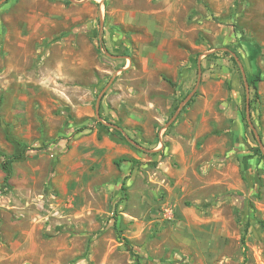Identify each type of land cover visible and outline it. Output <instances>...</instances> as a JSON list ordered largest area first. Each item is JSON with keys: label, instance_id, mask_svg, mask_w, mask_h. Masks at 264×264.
<instances>
[{"label": "rangeland", "instance_id": "1", "mask_svg": "<svg viewBox=\"0 0 264 264\" xmlns=\"http://www.w3.org/2000/svg\"><path fill=\"white\" fill-rule=\"evenodd\" d=\"M0 1V264H264V0Z\"/></svg>", "mask_w": 264, "mask_h": 264}, {"label": "water", "instance_id": "2", "mask_svg": "<svg viewBox=\"0 0 264 264\" xmlns=\"http://www.w3.org/2000/svg\"><path fill=\"white\" fill-rule=\"evenodd\" d=\"M72 1H74V0H72ZM2 3V1H0V4ZM219 49H223V50H226V51H230L231 53H232V55L237 59V61H238V63H239V65L241 66V69H242V71H243V74H244V79H245V84H246V86H247V99H248V107H249V88H248V82H247V76H246V73H245V71H244V68H243V66H242V64H241V62H240V60H239V58L237 57V55L234 53V52H232L231 50H229L228 48H226V47H224V48H218V49H215V50H219ZM201 65V63H200V61H199V66ZM200 81H201V71L199 72V77H198V81H197V85L195 86V88L193 89V91L187 96V98L181 103V105H180V107H179V109H178V111H177V113L173 116V118H172V120L169 122V123H171V122H173L175 119H176V117H177V115L180 113V111L183 109V107L187 104V102L193 97V95L195 94V92L197 91V89H198V86H199V83H200ZM101 97H102V93L99 95V97H98V103H97V115H98V118L101 120V117H100V115H99V107H100V100H101ZM249 111V110H248ZM249 114H248V118H249ZM105 124L107 125V126H110V127H114V128H116V129H119V130H121L123 133H124V135L126 136V138L128 139V141H130L133 145H135L136 147H138V148H140V149H143V150H147L145 147H143L142 145H140L138 142H136V141H134L127 133H125V131L120 127V126H118V125H116V124H113V123H110V122H105ZM251 125V128L253 129V131L256 133V129H255V126L251 123L250 124ZM257 137H259L258 135H257Z\"/></svg>", "mask_w": 264, "mask_h": 264}, {"label": "trees", "instance_id": "3", "mask_svg": "<svg viewBox=\"0 0 264 264\" xmlns=\"http://www.w3.org/2000/svg\"><path fill=\"white\" fill-rule=\"evenodd\" d=\"M67 1H69V0H67ZM260 80H261V78H260V75L259 74H257L254 78L249 79L250 85L253 86V88L255 89L256 95H258L257 82L260 81ZM191 101H192V99H191ZM189 104H190V102H188L186 105H189ZM79 130H82V128H80ZM117 132L119 134H121V131L117 130ZM259 152H261V150H259ZM2 156L5 157L4 161L2 162V165H3V168H4L5 172L7 173L6 176H5V182H8V180H9L11 174H12L11 163L15 159L19 158V156L18 155H15V156H7L5 154H2ZM123 162H131L132 164H134L137 161L135 159H132V158H129V157H120V158L115 159V164L117 166H119V167H121V165H122Z\"/></svg>", "mask_w": 264, "mask_h": 264}, {"label": "built area", "instance_id": "4", "mask_svg": "<svg viewBox=\"0 0 264 264\" xmlns=\"http://www.w3.org/2000/svg\"><path fill=\"white\" fill-rule=\"evenodd\" d=\"M8 202V196L0 189V205L3 206Z\"/></svg>", "mask_w": 264, "mask_h": 264}]
</instances>
